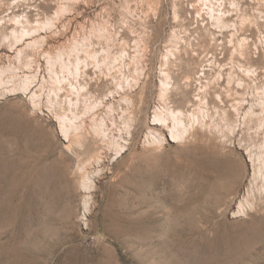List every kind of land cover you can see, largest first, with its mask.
Here are the masks:
<instances>
[{"label": "rangeland", "instance_id": "rangeland-1", "mask_svg": "<svg viewBox=\"0 0 264 264\" xmlns=\"http://www.w3.org/2000/svg\"><path fill=\"white\" fill-rule=\"evenodd\" d=\"M0 264H264V0H0Z\"/></svg>", "mask_w": 264, "mask_h": 264}, {"label": "bare ground", "instance_id": "bare-ground-1", "mask_svg": "<svg viewBox=\"0 0 264 264\" xmlns=\"http://www.w3.org/2000/svg\"><path fill=\"white\" fill-rule=\"evenodd\" d=\"M63 129V128H62ZM63 130H65V129H63ZM68 133V132H67ZM67 135V134H66ZM65 135V136H66ZM69 136V135H68ZM67 139V138H66ZM76 140L75 139V137H73V138H71V140ZM171 139V138H170ZM73 140H72V142H73ZM67 148H69V147H67ZM207 164H208V161H207ZM205 166L207 167V166H209V165H206L205 164ZM226 167V163L225 162H220V164H218V163H216V164H212L211 166H210V168H212V170H214V169H216V170H214V172H215V174H214V177H215V175L218 177V176H223V178H225L224 177V175H227V169L225 168ZM214 168V169H213ZM206 169H208V168H206ZM213 173V172H212ZM210 175H211V173H210ZM212 176V175H211ZM228 176V175H227ZM221 177H219L220 179H221ZM206 179V178H205Z\"/></svg>", "mask_w": 264, "mask_h": 264}]
</instances>
